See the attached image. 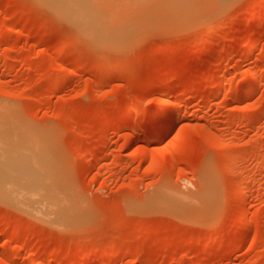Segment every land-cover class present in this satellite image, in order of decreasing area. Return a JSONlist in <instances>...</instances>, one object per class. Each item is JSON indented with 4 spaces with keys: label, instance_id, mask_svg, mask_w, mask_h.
I'll list each match as a JSON object with an SVG mask.
<instances>
[{
    "label": "rangeland",
    "instance_id": "obj_1",
    "mask_svg": "<svg viewBox=\"0 0 264 264\" xmlns=\"http://www.w3.org/2000/svg\"><path fill=\"white\" fill-rule=\"evenodd\" d=\"M263 3L100 44L36 0H0V157L44 167L69 212L0 197V264H264ZM209 190L202 215L157 205Z\"/></svg>",
    "mask_w": 264,
    "mask_h": 264
},
{
    "label": "bare ground",
    "instance_id": "obj_2",
    "mask_svg": "<svg viewBox=\"0 0 264 264\" xmlns=\"http://www.w3.org/2000/svg\"><path fill=\"white\" fill-rule=\"evenodd\" d=\"M36 1L52 8L54 14L60 20L69 24L82 36L101 44L102 41L110 38L118 42L125 41L131 32L137 27H141L138 25L147 21H156L155 23L158 21L160 24L181 25L184 27L183 24L190 20V16L192 19L193 13V16L195 14L197 16L198 13L205 12L206 10L216 9L226 0H154L152 11L139 14H134L130 11V13L115 11L114 9L102 10L98 8L99 5H94V0ZM261 5L263 7L264 3ZM257 76H252L249 82L254 83L255 80H259ZM162 109L164 110L162 107L157 109V113L158 111H162ZM176 121L178 123V120ZM235 161L234 158L230 164L231 168L235 166ZM30 167H24L22 163H18V160H14L10 156L8 158L1 156L0 197L38 218L48 217L49 219L59 221V219L63 220L68 217L69 212L59 208L58 198L53 195L51 189L48 190L50 186L55 184L51 173L46 171L42 166ZM212 191L209 190L201 198L197 199L188 197L182 193L171 192L169 198L166 197V199H159V202L156 201L157 205L176 211H185L189 207H192L194 212H201L200 214L202 215V213L205 214V211H208L209 207L211 208L210 205L214 200V193ZM198 213L196 214L200 215ZM52 215V218L49 217Z\"/></svg>",
    "mask_w": 264,
    "mask_h": 264
}]
</instances>
